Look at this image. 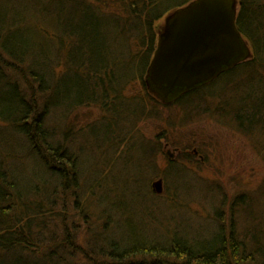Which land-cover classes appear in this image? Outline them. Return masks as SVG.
I'll use <instances>...</instances> for the list:
<instances>
[{"label":"trees","instance_id":"trees-1","mask_svg":"<svg viewBox=\"0 0 264 264\" xmlns=\"http://www.w3.org/2000/svg\"><path fill=\"white\" fill-rule=\"evenodd\" d=\"M189 1L0 0V127L22 141L21 148L0 156V264L27 259L29 264H69L76 256L70 250L76 248L68 245L73 241L66 227L67 198L81 199L77 202L86 221L85 203L91 204L93 195L102 224L90 237L102 244L90 239L89 247L107 261L90 255L86 259L97 264H264V237L238 230L232 218L236 201H249L248 223L256 218L264 228V181L255 195L258 203L243 194L233 199L227 232L225 223L219 225L217 239L211 234L200 242L202 238L178 233L167 242L138 234L128 240L112 233L135 214L136 192L141 193L138 208L144 209L146 198L141 187L130 192L123 188L124 173L122 182L115 176L125 171L136 147L125 144L131 131L124 133L112 123L137 125L155 114L139 94L136 100L128 98L130 86L136 83L161 107L174 104L187 111L194 105L198 109L203 92L218 82L223 95L231 89L234 109L218 106L217 112L223 116L228 109L241 131L254 140L264 138V0H239L238 26L250 58L170 103L147 88L145 74L159 22ZM79 107L100 109L104 118L90 125L101 136L91 134L90 125L86 133L75 128V119L69 118ZM204 109L210 111L209 106ZM85 142L100 154L99 172L81 167L84 149L76 143ZM113 147V158L102 156ZM207 148L203 144V152ZM259 152L264 157V143ZM114 252L121 253L115 257Z\"/></svg>","mask_w":264,"mask_h":264},{"label":"rangeland","instance_id":"rangeland-1","mask_svg":"<svg viewBox=\"0 0 264 264\" xmlns=\"http://www.w3.org/2000/svg\"><path fill=\"white\" fill-rule=\"evenodd\" d=\"M163 18L160 24L163 23ZM216 84L209 92H203L206 95L197 110L193 109L197 107L194 105L187 111L174 104L162 107L157 105L136 83L125 91L132 100H136V95L139 94L155 114L151 118H144L137 125L129 122L122 124L124 133L131 131L124 138L125 144L136 148L132 150L131 160L125 171L121 170L115 176L122 182L126 175L123 188L129 191L141 187L146 198H142L144 209L138 208L141 193L136 192L135 201L139 205L134 207L137 208L135 214L126 216L112 233L128 240L132 239V235L138 234L165 242L171 239V235L180 233L202 238L200 242H203L207 239L203 237L211 234L217 239L220 236L217 229L221 224L225 223L227 232L230 215L234 214L229 211L230 205H235L233 199H239L240 194L250 200L255 199V203H258L255 195L264 181V157L259 148L264 143V138L254 140L255 137L251 138L241 131L233 122L228 109L223 113L224 117L217 112L218 106L234 109V96H231L230 88L223 95L220 83ZM195 102L197 103L193 101ZM208 106L210 111L204 109ZM102 114L97 107H79L69 119H75V128L79 127L81 133H86L91 123L102 121ZM106 122L108 121L103 123ZM205 143L208 148L203 152ZM76 144L84 149L79 154L82 169L86 171L95 168V172H99L100 154L94 151L90 143ZM21 145L22 141L15 132L7 127H0V156L4 150L21 148ZM142 145L147 147L144 149ZM137 146L140 148L137 149ZM113 151L114 147L107 149L102 156L110 155L113 158ZM200 151L208 155L206 159ZM159 178L162 179V191L155 192L152 182ZM111 180L114 181L113 178ZM94 200L93 195L92 203H85L84 211H89L91 216L88 213V221H84L80 210L81 202H77L81 199L78 196L67 198L66 210L70 211V215L66 227L68 238L71 237L73 241L68 245L76 248L70 250L71 253L76 252V256L69 264H97L93 259H86V256L102 257L93 253V248L89 247L90 239H93L90 235L98 232L102 224L100 215L97 216L101 210L93 204ZM248 204L249 201H236L235 214L232 216L235 227L246 230L250 237L254 235L253 231L264 237L262 223L259 226L256 218L251 224L248 223L250 218L246 216L252 215V212L247 213ZM86 227L88 229H84ZM57 228L59 231L60 226L57 225ZM102 258L106 260V257ZM16 262L29 264L28 259Z\"/></svg>","mask_w":264,"mask_h":264},{"label":"water","instance_id":"water-1","mask_svg":"<svg viewBox=\"0 0 264 264\" xmlns=\"http://www.w3.org/2000/svg\"><path fill=\"white\" fill-rule=\"evenodd\" d=\"M236 5L237 0H191L164 16L145 74L151 93L170 103L251 57L236 25ZM152 189L162 191L161 178Z\"/></svg>","mask_w":264,"mask_h":264},{"label":"bare ground","instance_id":"bare-ground-1","mask_svg":"<svg viewBox=\"0 0 264 264\" xmlns=\"http://www.w3.org/2000/svg\"><path fill=\"white\" fill-rule=\"evenodd\" d=\"M238 6H240V1L239 0H237V5H236V14L238 15L239 13H238ZM235 21H236V25H237V27H238V29H239V26H238V17L236 16V19H235ZM241 32V31H240ZM242 34V33H241ZM112 124H114V126H115V128L116 129H118V128H124V126L122 125V123H115V122H113ZM90 129H91V134H93L94 136H101V134H100V131H99V128L98 127H96L95 125H90ZM125 132H127V131H125ZM129 132V131H128ZM130 133V132H129ZM140 148V146H137V149H139ZM158 179H156V180H153V182H155V181H157ZM152 182V183H153ZM92 238L94 239V241H97L99 244H102V240L100 239V238H98V237H96V236H92ZM122 252V251H121ZM121 252H114V254H116L115 255V257H117V255H119ZM110 257V256H109ZM123 258V257H122ZM122 258H120L121 260H124V258L122 259Z\"/></svg>","mask_w":264,"mask_h":264},{"label":"flooded vegetation","instance_id":"flooded-vegetation-1","mask_svg":"<svg viewBox=\"0 0 264 264\" xmlns=\"http://www.w3.org/2000/svg\"><path fill=\"white\" fill-rule=\"evenodd\" d=\"M238 13H239V6H238ZM238 16H239V15H237V17H238ZM217 77H218V76H217ZM217 77H216V78H217ZM216 78H215V79H216ZM215 79H214V80H215ZM212 81H213V80H212ZM212 81H211V82H212ZM209 83H210V82H209ZM206 84H207V83H206ZM206 84H205V85H206ZM205 85H201V86H205ZM201 86H197V87H195L194 89H192L191 91H193V90H195V89H197V88H200ZM189 92H190V91H189ZM179 97H180V96H179Z\"/></svg>","mask_w":264,"mask_h":264}]
</instances>
